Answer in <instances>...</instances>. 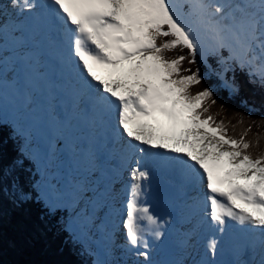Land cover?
I'll return each instance as SVG.
<instances>
[{
	"label": "snow or ice",
	"instance_id": "6c2138e0",
	"mask_svg": "<svg viewBox=\"0 0 264 264\" xmlns=\"http://www.w3.org/2000/svg\"><path fill=\"white\" fill-rule=\"evenodd\" d=\"M0 41V208L38 204L34 238L92 264H264V116L213 110L237 70L264 90V0H0Z\"/></svg>",
	"mask_w": 264,
	"mask_h": 264
},
{
	"label": "trees",
	"instance_id": "16d2710c",
	"mask_svg": "<svg viewBox=\"0 0 264 264\" xmlns=\"http://www.w3.org/2000/svg\"><path fill=\"white\" fill-rule=\"evenodd\" d=\"M199 67L201 73L206 71L203 64ZM237 78L241 82L240 93L229 98L226 91H217V105L213 110H217L219 104H224L228 115L234 110L247 114L248 108L241 104L242 100H247L249 105L260 108L259 112L252 113L254 119L264 116V91L252 92L244 81L242 83L239 76ZM215 83V77L206 78L200 87ZM195 90L197 89L194 87L193 91ZM10 131L7 126H0V166L17 155L16 142L10 138ZM229 131L232 132L231 127ZM240 131L241 126L237 125L235 133L239 134ZM256 132H260V145L264 147V126L260 129L253 127L248 138H254L253 133ZM41 211L35 203L25 204L19 209L6 204L0 208V264H86L78 246L73 245L71 240H66L67 233H57L55 228H52L42 239L32 236L33 225L40 223ZM57 216H62V213ZM54 220L55 218L53 222Z\"/></svg>",
	"mask_w": 264,
	"mask_h": 264
},
{
	"label": "rangeland",
	"instance_id": "374dc122",
	"mask_svg": "<svg viewBox=\"0 0 264 264\" xmlns=\"http://www.w3.org/2000/svg\"><path fill=\"white\" fill-rule=\"evenodd\" d=\"M201 65V64H200ZM240 183H244L245 181L243 180V179H241L240 181H239ZM95 231V230H94ZM120 237H121V239H122V241L124 240V235L123 234H121L120 235ZM149 238H151V237H149ZM94 239V242L92 243V247L94 248V249H96L97 251H99L97 248L98 247H101V241L102 240H99V234L97 233L96 234V236L93 238ZM167 250H168V253H162L161 255H158V259H161V260H166V259H169V258H172V256H171V253H170V249H171V244H168L167 243ZM99 253H100V258L101 259H106V258H108V257H106L105 256V254H104V249L102 250V251H99ZM160 254V253H159Z\"/></svg>",
	"mask_w": 264,
	"mask_h": 264
}]
</instances>
